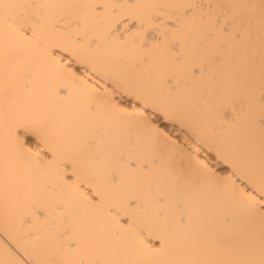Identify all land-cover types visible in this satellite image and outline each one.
Segmentation results:
<instances>
[{"label": "bare ground", "instance_id": "1", "mask_svg": "<svg viewBox=\"0 0 264 264\" xmlns=\"http://www.w3.org/2000/svg\"><path fill=\"white\" fill-rule=\"evenodd\" d=\"M0 264H264V0H0Z\"/></svg>", "mask_w": 264, "mask_h": 264}, {"label": "rangeland", "instance_id": "2", "mask_svg": "<svg viewBox=\"0 0 264 264\" xmlns=\"http://www.w3.org/2000/svg\"><path fill=\"white\" fill-rule=\"evenodd\" d=\"M32 139V138H31Z\"/></svg>", "mask_w": 264, "mask_h": 264}]
</instances>
